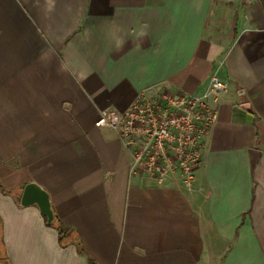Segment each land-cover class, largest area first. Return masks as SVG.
<instances>
[{"label": "crops", "instance_id": "crops-1", "mask_svg": "<svg viewBox=\"0 0 264 264\" xmlns=\"http://www.w3.org/2000/svg\"><path fill=\"white\" fill-rule=\"evenodd\" d=\"M214 74L192 188L134 173L95 125ZM30 182L57 225L21 204ZM92 261L264 264V0H0V264Z\"/></svg>", "mask_w": 264, "mask_h": 264}, {"label": "built area", "instance_id": "built-area-1", "mask_svg": "<svg viewBox=\"0 0 264 264\" xmlns=\"http://www.w3.org/2000/svg\"><path fill=\"white\" fill-rule=\"evenodd\" d=\"M226 90L227 83L214 74L201 94L144 91L123 111L101 110L95 125L118 132L131 154L134 173L158 183L178 175L192 188L204 139L218 116L210 100Z\"/></svg>", "mask_w": 264, "mask_h": 264}, {"label": "water", "instance_id": "water-1", "mask_svg": "<svg viewBox=\"0 0 264 264\" xmlns=\"http://www.w3.org/2000/svg\"><path fill=\"white\" fill-rule=\"evenodd\" d=\"M21 204L24 206L37 205L49 224L55 222L56 213L50 200V194L40 184L30 182L24 187Z\"/></svg>", "mask_w": 264, "mask_h": 264}, {"label": "trees", "instance_id": "trees-1", "mask_svg": "<svg viewBox=\"0 0 264 264\" xmlns=\"http://www.w3.org/2000/svg\"><path fill=\"white\" fill-rule=\"evenodd\" d=\"M58 222H59V220L56 217L55 222L53 223V225H57ZM58 229L60 231V237L63 238L65 236V229L62 227V225H58ZM92 264H97V263L92 261Z\"/></svg>", "mask_w": 264, "mask_h": 264}]
</instances>
